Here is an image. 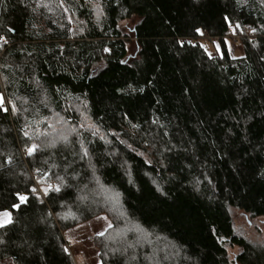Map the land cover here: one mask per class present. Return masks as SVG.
<instances>
[{
	"label": "trees",
	"instance_id": "obj_1",
	"mask_svg": "<svg viewBox=\"0 0 264 264\" xmlns=\"http://www.w3.org/2000/svg\"><path fill=\"white\" fill-rule=\"evenodd\" d=\"M0 36V264H76L101 214L98 264H264V0H3Z\"/></svg>",
	"mask_w": 264,
	"mask_h": 264
},
{
	"label": "rangeland",
	"instance_id": "obj_2",
	"mask_svg": "<svg viewBox=\"0 0 264 264\" xmlns=\"http://www.w3.org/2000/svg\"><path fill=\"white\" fill-rule=\"evenodd\" d=\"M134 21L128 20L122 23V26L127 29L131 27ZM210 53L220 52V45L218 42L206 43ZM219 45V51L217 50ZM227 47L230 54L238 57L243 54V47L238 43L235 44L232 40H227ZM154 100L151 92H147L141 99V105H150ZM231 214L233 220L239 228L247 234L253 244H262L264 242V217H251L248 213L232 208ZM124 229L127 231H134L135 225L133 223H124ZM113 226L112 219L107 214H101L87 222L77 225L65 233V237L69 240V251L76 264H98L99 250L95 242L97 233L106 232ZM240 252L238 247L230 249L231 257L233 258ZM1 264H14L10 259H6Z\"/></svg>",
	"mask_w": 264,
	"mask_h": 264
},
{
	"label": "snow or ice",
	"instance_id": "obj_3",
	"mask_svg": "<svg viewBox=\"0 0 264 264\" xmlns=\"http://www.w3.org/2000/svg\"><path fill=\"white\" fill-rule=\"evenodd\" d=\"M3 3V0H0V4ZM227 20V17L225 18ZM9 31H11V29H9ZM252 31H256V29H252ZM197 32L200 33L201 30L197 29ZM202 34V33H201ZM0 40L4 41V43H7V40L4 36H0ZM182 43V42H181ZM106 51L108 49H105ZM217 50L219 51V45H217ZM9 104L12 103V101H8ZM5 105V98L3 93H0V111L3 112H7L8 109L4 106ZM12 111L15 112V106L13 105L12 107ZM25 135H28L27 132H25ZM36 145H32L31 147H29L26 151L28 155H31L35 149H36ZM84 151V155L87 156V150L86 149H82ZM10 158H8V160L5 161V163L9 162ZM57 180L60 181V183H63V179L61 177H57ZM53 190L56 192L60 191V187L59 186H53L52 184L47 185L46 187L39 189V191H42V193L44 195H47L49 193V190ZM28 191H30L33 194H36L38 191V186L37 187H32L30 189H28ZM157 191H161V189L159 187H157ZM163 194V193H161ZM16 196V199L19 201V203H12L8 208H4V209H0V228H5L8 225H11L14 221H13V211H18L21 207V205L26 204L29 197L27 195L21 194L19 192L14 194ZM109 227H111V225H109ZM98 235H103V232L97 233ZM65 251H67V249H65Z\"/></svg>",
	"mask_w": 264,
	"mask_h": 264
},
{
	"label": "built area",
	"instance_id": "obj_4",
	"mask_svg": "<svg viewBox=\"0 0 264 264\" xmlns=\"http://www.w3.org/2000/svg\"><path fill=\"white\" fill-rule=\"evenodd\" d=\"M231 31H232V29H230ZM241 37H242V35L241 34H234L233 35V40H234V42H239L240 40H241ZM216 39H218L217 37H209V41L210 42H212L213 40H216Z\"/></svg>",
	"mask_w": 264,
	"mask_h": 264
}]
</instances>
